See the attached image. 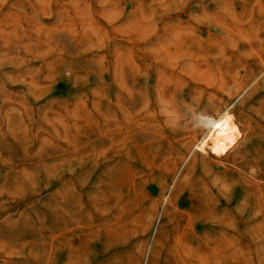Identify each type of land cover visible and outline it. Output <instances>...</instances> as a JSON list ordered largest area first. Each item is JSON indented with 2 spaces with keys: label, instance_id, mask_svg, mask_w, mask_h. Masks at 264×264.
I'll use <instances>...</instances> for the list:
<instances>
[{
  "label": "rangeland",
  "instance_id": "1",
  "mask_svg": "<svg viewBox=\"0 0 264 264\" xmlns=\"http://www.w3.org/2000/svg\"><path fill=\"white\" fill-rule=\"evenodd\" d=\"M0 264H264V0H0Z\"/></svg>",
  "mask_w": 264,
  "mask_h": 264
},
{
  "label": "bare ground",
  "instance_id": "2",
  "mask_svg": "<svg viewBox=\"0 0 264 264\" xmlns=\"http://www.w3.org/2000/svg\"><path fill=\"white\" fill-rule=\"evenodd\" d=\"M239 133L233 115L224 109L210 122L203 136L194 143V146L202 153H208L218 158L225 157L236 144Z\"/></svg>",
  "mask_w": 264,
  "mask_h": 264
}]
</instances>
